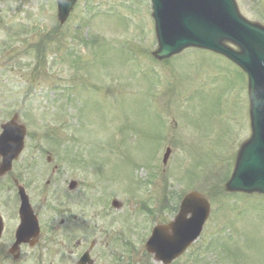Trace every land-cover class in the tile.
I'll return each mask as SVG.
<instances>
[{
	"label": "rangeland",
	"instance_id": "obj_1",
	"mask_svg": "<svg viewBox=\"0 0 264 264\" xmlns=\"http://www.w3.org/2000/svg\"><path fill=\"white\" fill-rule=\"evenodd\" d=\"M237 4L246 18L264 21V0ZM69 17L60 23L56 0H0V125L18 111L26 148L11 174L28 182L35 214L49 221L45 225L63 223L48 244L50 261L78 264L95 240V264H162L144 247L156 222L144 205L157 208L165 195V205L177 204L179 194L198 189L211 199V215L197 242L171 264H264V194L224 189L251 134L246 74L199 48L154 60L151 0H77ZM68 49L82 56L74 61L64 55ZM69 81L76 87H55ZM83 158H90L86 166ZM55 163L64 166L63 174L47 184ZM67 179L80 187L60 213L64 196L57 190ZM112 195L122 202L119 208L108 204ZM174 214L163 208L156 219L165 224ZM210 240L213 249L226 241L224 256L204 247L189 254ZM129 242L136 251L128 252Z\"/></svg>",
	"mask_w": 264,
	"mask_h": 264
},
{
	"label": "water",
	"instance_id": "obj_2",
	"mask_svg": "<svg viewBox=\"0 0 264 264\" xmlns=\"http://www.w3.org/2000/svg\"><path fill=\"white\" fill-rule=\"evenodd\" d=\"M74 1L58 0L61 19L67 16ZM152 1L159 41L157 56H168L186 46H200L227 55L248 72L253 133L239 152L227 187L230 190L264 192V27L241 17L234 0ZM224 40L238 44L241 51L228 48ZM22 139L10 150L14 153L8 158V163L20 152ZM2 143L8 145L9 142L3 138ZM208 211V202L198 193L187 195L176 221L170 225L177 233L175 238L157 243L156 233L166 232L168 228L160 226L149 242V251L155 252L157 259L170 262L198 236ZM187 213H191L190 218L185 217ZM22 225L33 230L30 218L25 219Z\"/></svg>",
	"mask_w": 264,
	"mask_h": 264
},
{
	"label": "flooded vegetation",
	"instance_id": "obj_3",
	"mask_svg": "<svg viewBox=\"0 0 264 264\" xmlns=\"http://www.w3.org/2000/svg\"><path fill=\"white\" fill-rule=\"evenodd\" d=\"M11 173L8 172L3 177L0 176V194L3 200L0 198V264H53L50 261L48 244L53 241L55 234L63 229V223H60L59 226L44 224L40 226L38 234L28 237L26 241L17 243L16 231L20 223L17 210L18 181ZM66 184L67 181H64V188L61 193L70 197L66 193ZM3 191L8 196L2 195ZM71 197L73 200L75 199L74 194ZM59 212H66V209L61 206ZM64 236L66 238L70 237L66 232Z\"/></svg>",
	"mask_w": 264,
	"mask_h": 264
}]
</instances>
